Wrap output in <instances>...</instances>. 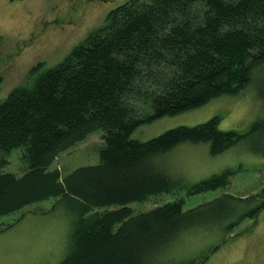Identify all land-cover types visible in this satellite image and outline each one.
<instances>
[{"label":"trees","instance_id":"16d2710c","mask_svg":"<svg viewBox=\"0 0 264 264\" xmlns=\"http://www.w3.org/2000/svg\"><path fill=\"white\" fill-rule=\"evenodd\" d=\"M263 69L264 0H130L118 6L59 64L33 69L32 82L0 101V218L50 199L65 201L69 244L60 264H205L264 210V172L262 190L247 197L223 194L189 210L183 198L139 213L131 205L229 186L239 170L181 186L154 160L186 143L208 144L217 157L262 131L264 119L242 134L221 130L218 115L145 142L133 134L144 124L237 95ZM2 84L0 76V91ZM97 130L104 142L99 164L67 175L53 167Z\"/></svg>","mask_w":264,"mask_h":264},{"label":"rangeland","instance_id":"374dc122","mask_svg":"<svg viewBox=\"0 0 264 264\" xmlns=\"http://www.w3.org/2000/svg\"><path fill=\"white\" fill-rule=\"evenodd\" d=\"M129 1L0 0V101L16 87L32 82L37 76H31L33 69L44 71L59 64L88 34L106 23L111 10ZM259 95L264 97V69L237 95L144 124L133 138L145 142L170 129L195 126L217 115L222 117L221 130L246 133L264 119V100ZM102 135V130L93 132L60 155L53 167L67 175L79 167L99 164ZM209 149L208 144H182L155 158L154 163L181 186L229 168L239 170L229 186L195 196H187L186 190L153 196L145 203L132 204L133 211L146 212L178 198L184 199V209L189 210L223 194L247 197L262 190L264 129L217 157L211 156ZM19 156L17 152L13 157L14 171L20 168ZM67 218L66 202L54 199L1 217L0 228H9L0 232V264H60L68 253ZM228 239L205 264H264V210L256 219L245 221Z\"/></svg>","mask_w":264,"mask_h":264}]
</instances>
